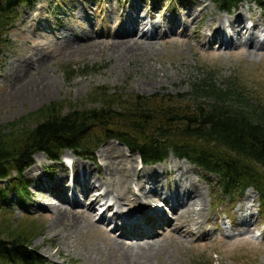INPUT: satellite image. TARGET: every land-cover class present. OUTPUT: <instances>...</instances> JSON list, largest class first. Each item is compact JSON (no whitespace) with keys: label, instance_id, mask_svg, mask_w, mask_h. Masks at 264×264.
<instances>
[{"label":"rangeland","instance_id":"1","mask_svg":"<svg viewBox=\"0 0 264 264\" xmlns=\"http://www.w3.org/2000/svg\"><path fill=\"white\" fill-rule=\"evenodd\" d=\"M241 8L248 16L246 23L254 21L264 28V17L258 18L261 14L264 16V10L254 0H241L228 12L219 9L211 0H35L31 6H20L16 21L5 34L8 41L0 56V126L8 129L11 123L25 117L24 125L20 126L32 128L40 119L33 113L52 103L62 104L63 112L75 107L100 106L89 95L96 87L106 89L108 94L117 93L126 100L135 99L136 95L154 96L184 105L190 100L186 96L190 83L209 73L217 83L235 81L264 103V48L251 52V48L238 43L234 47L220 48L216 41L212 44L201 41L202 34L210 33L207 25L212 16L225 17ZM137 17L145 19V25L138 28L141 31L140 36H136L139 42L156 40L142 36L146 31L152 32V23L157 24L154 30L160 34L159 41L150 51L131 53L120 66L116 63L120 51L111 46L117 43L113 34L122 31L124 23ZM170 18L178 20L175 28L178 24L187 25L192 35L189 41H180L179 31L169 33L166 22ZM164 31L167 35H162ZM260 40L264 37L260 36ZM71 42L76 47L82 43L77 47L82 49L70 51L66 43ZM94 67L96 70H92ZM111 148L116 149L117 155L113 159L103 158V150ZM135 152L116 139L105 141L93 159L65 150L61 159L53 162L43 152H37L33 155V164L23 173L27 185L24 194L18 193L13 179L0 180V216L13 217L8 228L15 220L39 222L36 227L32 226L36 235L29 249L45 264H147L149 262L141 257L133 262L124 250L133 242L143 241L138 235V238H128L121 236V230L111 233L110 227L99 222L98 213L82 226L64 220L63 225L60 223L51 228L56 213L46 205H60L64 210L87 213L86 205L80 204L88 199L82 198L78 187L72 188L73 164L79 162L81 177L77 178L84 175L88 178L84 189L89 188V192H103V186L96 190L101 183L111 185L109 197L111 193L120 194L116 192L120 188L126 192L124 180L130 177L134 190L127 193L123 211L127 212L129 205L134 210L149 202L142 197L145 192L139 193L137 187L141 174L150 175L151 169L157 168L163 175L158 178L162 196H165L166 184L171 186L170 182H173L174 177L169 176L175 172L177 177L196 183L204 200L203 205L197 201L185 216L193 219L189 225L192 235L170 236V228L161 232V228H152L158 233L153 240H159L162 245V250L151 258L153 264H264V208L260 207L257 192L250 189L253 193L251 201L247 199V189L240 196L227 198L218 194L215 176L206 178L205 173L195 165H189L187 159L177 158L169 152L165 161L144 167L140 155ZM154 182L151 178L149 186ZM63 193L67 194L64 199L70 200L69 203H73V195H76L80 206L59 200L57 194ZM137 196L139 199H135ZM158 199L155 197L150 203L158 205ZM109 202L114 203L111 198ZM182 206L177 209L180 214L185 213ZM97 208L100 211V206ZM157 208L163 210L164 207L158 205ZM239 209L243 219L247 218L245 214H251L253 218L241 224L237 219ZM168 217L172 219L173 215L168 213ZM2 223L0 227L4 228V221ZM116 238L121 242L115 243Z\"/></svg>","mask_w":264,"mask_h":264},{"label":"trees","instance_id":"2","mask_svg":"<svg viewBox=\"0 0 264 264\" xmlns=\"http://www.w3.org/2000/svg\"><path fill=\"white\" fill-rule=\"evenodd\" d=\"M34 1L0 0V56L8 41L5 34L18 17L17 8L31 6ZM211 1L228 12L241 0ZM254 1L264 8V0ZM201 77L190 83L186 94L190 100L184 105L154 96L136 95L126 100L96 87L89 95L100 106L63 112L62 104L52 103L33 113L40 119L32 128L20 126L25 117L8 129L0 126V180L13 179L18 193L24 194L27 185L23 173L37 152L53 162H58L65 150L93 159L105 141L116 139L136 151L144 165L165 161L169 152L187 159L206 178L215 176L218 194L227 198L253 188L264 208V103L233 80L217 83L210 73ZM12 220L11 216H0V223L4 221L0 262L45 264L29 249L36 235L32 226L39 222L15 220L8 228Z\"/></svg>","mask_w":264,"mask_h":264},{"label":"bare ground","instance_id":"3","mask_svg":"<svg viewBox=\"0 0 264 264\" xmlns=\"http://www.w3.org/2000/svg\"><path fill=\"white\" fill-rule=\"evenodd\" d=\"M199 5H200V3H199ZM244 13H246V12H244ZM134 16H136V15H134ZM262 17H264L263 14H261V16L258 18H262ZM247 20H249L248 16L243 14L242 8L233 14L226 15L225 17L222 15H214L211 17V19L207 25V29L210 33H209V35H203L202 34L203 40H201V41H203V42L207 41V43H210V44H212L213 41H216L219 43L220 48L234 47V46H237L236 43H238L239 46H243V47L247 46V47L251 48L250 49V50H252L251 52H253L254 49L264 48V40L263 41L260 40V36L264 37V28H261L258 23H253L254 21L252 23H250V22L246 23ZM172 21H175V22H172ZM177 21L178 20L176 18H174V19L170 18V20H168L166 22L168 24L167 28H169V33L173 34V33H177L179 31L180 35H182V39L180 41H184V42L189 41V39L191 38L192 35L188 31L189 29H188L187 25L184 26L182 23V24H178L175 28L174 26L178 23ZM144 23H145V19H143L142 17H140V18L137 17L134 20H128L126 23H124L125 25H122L123 26L122 31L116 32L113 34V36L117 37V43H115L113 41L114 44H112L111 46L116 47L120 51L119 56L116 59V63L117 64L120 63V66H123L124 61L126 59L127 60L129 59L128 57L130 56L131 53H134L137 51H150V49L152 48V45L156 44L159 41V40L157 41V39H158V37H160V34L156 29L154 30V27H156L157 24L152 23V27H153L152 32L149 33L148 31H146L142 36H144L145 38H146V36L153 37L156 40L147 41V42H139L140 39L136 38V36H140L141 31H139L138 28L140 26L145 25ZM88 25H89V23H88ZM146 25H147V23H146ZM166 33L167 32L164 31L162 33V35H165ZM202 36H200V37H202ZM173 37H175V36H173ZM82 41L86 42L85 40H82ZM81 44H79L77 47L81 46ZM66 45H67L66 48H68V46H69L70 51H72V52L73 51L76 52V50L82 49V48H77L73 42L66 43ZM115 45H117V46H115ZM116 152L117 151L115 148L105 149V150H103L101 156L105 159L108 157L113 159L112 157L117 155ZM172 158L173 157H171L170 159H172ZM119 161H120V159H119ZM118 163H120V162H118ZM188 164H189V162H188ZM73 165H74L75 170L72 173V177H73V179H71L72 188L78 187L80 192H81L82 198L83 199L86 198V199H88V201H86L84 204H80V202H79L80 199L78 200L77 199L78 197L76 195H73V200H72L73 203H69L70 200H68L66 198L64 199V197L67 194L63 193V194H57V195L59 196V200L65 201V202L67 201L69 204H74L77 206L86 205L85 211H87V213L86 212H80L77 209H76L77 210L76 212H73V211L68 210V209L64 210L63 207L60 205L53 207L51 204H47L46 207H48V208L51 207V209L56 213V219L53 220L51 228H54V226H60V223L63 225L64 220H70L74 224H76V226H79V225L82 226V225H85L88 222H90V220H92L94 218V215H96L98 213V214H100L99 222L102 221L104 223V225H106L107 227H110L111 233L114 234V233H117L118 230H121V236L126 237L125 235H127L128 238L129 237L138 238L137 237V235H138L139 238H143V241H139L137 243L133 242L132 246L129 245V247L124 248V250L125 251L127 250L126 253L131 258V260H133V262L135 260L139 259V257H141V258L145 259V261L149 262L147 264H153V261L151 260V258H153L152 257L153 254H155L157 251L159 253L160 250H162L161 249L162 245H161L160 241L159 240H153L154 237L158 235L157 232L152 230L153 227L161 228L160 232L164 231L165 228H170L171 229L170 236H175V235L181 236L182 234L190 236L193 234V230H191L189 228V225H191V222L193 219H189L188 217H185V216H187L186 214H189L188 210H190V208H192L193 205L197 204L196 203L197 201H200V204L203 205L204 197L200 192H198L199 191V190H197L198 185L196 183H194L191 179L177 177L178 175L174 172V175L169 176V178L174 177L173 182H170L171 186H169V183L166 184L167 188H166L165 196H162L163 192H160V183H159V179H158L159 177L163 176L161 173V170H157V168H153V169H151L152 172L150 175L148 173L144 172L143 174H141L142 176L140 177V180L137 183V187H138L139 193L142 194L143 191L145 192L142 197L147 199L149 202L143 203L140 206L138 205L137 207H135L134 210L131 208V205H129L128 211L124 212L123 211V208H124L123 204L127 200L126 199L127 193L134 190V187L131 184V178L130 177L127 178L126 181L124 180V183L126 186L124 188H126V192H123L122 190H120L122 188H120L119 190H116L117 188L114 186V189L116 190V192L119 191L120 194L118 192H117V195H113L111 193V195L113 197L112 196L109 197V195H108L109 191L108 190L112 191V188L110 187L111 185H109L108 183H106L105 185H103V183H101V185H99L97 187L96 190L101 189L99 187L103 186V188H104L103 192L100 190L99 191L93 190V191L89 192V190H90L89 188L84 189L86 186V180L88 178H86V176L84 175V177H82L83 181H80V180H82V178L78 180V178H79L78 176H80V174H81L80 173L81 164H79V162H78V163L73 164ZM141 165L143 166L142 163H141ZM189 165H191V164H189ZM121 169L124 170L125 168L122 166ZM127 170H129V169H127ZM127 173H128V175H130L129 171H127ZM31 175H34V172H31ZM183 175H184V173H183ZM151 178H153L155 180V182L153 183L152 186H149V184L151 183ZM68 187H69V185H68ZM117 187H118V184H117ZM90 188H93V187H90ZM247 192H248L247 199L249 201L253 200V198L251 197L253 195L252 190H248ZM139 193H137V195H141ZM155 197L159 198L158 199V205L163 206L164 207L163 210H160L159 208H157L158 205L155 204L154 202L150 203V201L152 199H154ZM110 198H111V201H114V203L112 202L113 204H111L109 202ZM121 198H123L122 202H121ZM103 199H104V201L102 203L101 201ZM135 199H139V197L137 196V198H135ZM135 201L136 200H134L133 202L131 201L130 204H133ZM181 205H184V206H182V208H184L183 210L185 212L182 214L178 213V211H177L178 207H180ZM98 206H100V211H98V208H97ZM115 207H117V210H115ZM168 213H171L173 215L174 219L173 218L170 219L168 217ZM165 214H166V216H165ZM199 214L200 213H198V215H197L198 217H199ZM241 214H242V210L239 209L237 219L241 221V224H245L244 223L245 220H251L253 218V215L245 214L247 218L243 219L242 217L244 215H241ZM150 217H152V220L150 219ZM249 217H250V219H248ZM122 218H124V220L122 221V223H120ZM155 228H154V230H155ZM116 239L117 240L114 241L115 243L121 242V240H119L118 238H116Z\"/></svg>","mask_w":264,"mask_h":264}]
</instances>
